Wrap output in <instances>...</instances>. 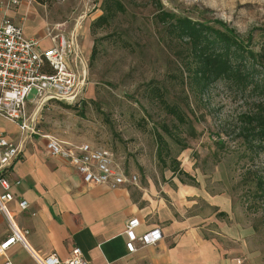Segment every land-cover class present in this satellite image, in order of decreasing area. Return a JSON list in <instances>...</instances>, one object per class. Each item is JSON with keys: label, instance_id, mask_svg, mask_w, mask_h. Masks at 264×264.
<instances>
[{"label": "rangeland", "instance_id": "rangeland-1", "mask_svg": "<svg viewBox=\"0 0 264 264\" xmlns=\"http://www.w3.org/2000/svg\"><path fill=\"white\" fill-rule=\"evenodd\" d=\"M161 1L176 15L212 25L221 20L240 35H251L252 42L264 40V0ZM31 2L50 26L74 34L87 59L81 102L43 106L38 127L64 140L112 149L128 174L137 175L136 184H172L175 175L210 194L229 196L235 217L254 231L251 247L264 258V195L256 192L252 173L264 177V156L246 151L237 137L239 115L253 108L255 94L223 81L194 93L184 72L187 45L164 35L146 0H132L125 14L94 30L90 23L102 13V0ZM156 86L168 103L179 106L183 124L153 97ZM35 98L32 89L27 112Z\"/></svg>", "mask_w": 264, "mask_h": 264}, {"label": "crops", "instance_id": "crops-1", "mask_svg": "<svg viewBox=\"0 0 264 264\" xmlns=\"http://www.w3.org/2000/svg\"><path fill=\"white\" fill-rule=\"evenodd\" d=\"M7 15L24 35L37 37L40 48L52 45L46 35L48 23L31 0H20ZM2 16L0 6V20ZM86 60L80 47L79 60H72L71 67L86 70ZM0 133L21 144L10 174L19 183L12 186L14 198L8 205L17 226L29 230L30 247L40 254L66 259L78 246L91 264H264L261 250L250 245L253 229L235 217L229 196L210 194L172 174V184L126 183L114 189L86 185L65 159L47 153L41 137L25 133L23 139L19 127L2 116ZM20 199L27 200V208H19ZM131 216L140 220L137 233L159 227L160 240L129 253L124 225ZM8 233L0 212V240ZM5 256L13 264H35L20 243L0 254V264Z\"/></svg>", "mask_w": 264, "mask_h": 264}, {"label": "built area", "instance_id": "built-area-1", "mask_svg": "<svg viewBox=\"0 0 264 264\" xmlns=\"http://www.w3.org/2000/svg\"><path fill=\"white\" fill-rule=\"evenodd\" d=\"M20 0H0L3 16L0 20V116L15 123L23 135H37L45 142L49 155L65 159L81 175L86 185H106L117 188L120 185L136 184L137 175L128 174L125 166L117 159L112 149L89 141L72 142L40 129L38 114L43 106L53 101L67 104L81 102L87 83L86 70L77 71L71 61H78L80 48L74 34L66 35L62 26L47 24L46 35L52 45L40 48V40L27 37L21 26L7 15L11 6ZM35 89L33 113L26 110L27 96ZM21 153V144L14 143L0 133V212L5 216L9 233L0 240V254L15 243H20L35 264H91L81 248L72 247L69 256L61 259L55 254L43 255L30 247L27 241L29 230L17 226L9 208L13 200L12 186L19 183L10 179L11 167ZM21 210L27 208L25 199L18 200ZM140 220L131 216L125 221V248L129 253L148 244H155L162 237L159 227L142 233L136 229ZM2 264H13L5 256Z\"/></svg>", "mask_w": 264, "mask_h": 264}, {"label": "trees", "instance_id": "trees-1", "mask_svg": "<svg viewBox=\"0 0 264 264\" xmlns=\"http://www.w3.org/2000/svg\"><path fill=\"white\" fill-rule=\"evenodd\" d=\"M146 1L154 9V22L160 25L164 35L187 45L189 61L184 63V72L187 73L186 84L194 93L202 94L210 84L223 81L255 94L253 108L239 115L237 137L246 151L256 157L264 156V40L252 42L251 35L242 36L221 20H214L216 25H212L190 16L176 15L164 9L161 0ZM131 3L132 0H102V13L92 20L90 28L109 25L118 15L125 14L126 4ZM94 54L93 47L91 59ZM151 93L169 115L182 124L185 122L179 106L167 102L163 88L153 87ZM252 173L256 192L264 195V177L256 171Z\"/></svg>", "mask_w": 264, "mask_h": 264}]
</instances>
